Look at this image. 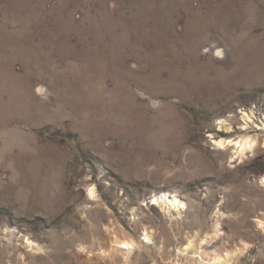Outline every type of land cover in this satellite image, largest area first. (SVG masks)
<instances>
[{
  "label": "rangeland",
  "instance_id": "obj_1",
  "mask_svg": "<svg viewBox=\"0 0 264 264\" xmlns=\"http://www.w3.org/2000/svg\"><path fill=\"white\" fill-rule=\"evenodd\" d=\"M263 126L264 0H0V264H264Z\"/></svg>",
  "mask_w": 264,
  "mask_h": 264
},
{
  "label": "bare ground",
  "instance_id": "obj_2",
  "mask_svg": "<svg viewBox=\"0 0 264 264\" xmlns=\"http://www.w3.org/2000/svg\"><path fill=\"white\" fill-rule=\"evenodd\" d=\"M245 119H248V118L245 117ZM263 128H264V126H263ZM215 145L219 149L226 148L225 141H223V140L217 141L215 143ZM235 145H238V144L236 143ZM255 145H256V141H252V139H250V138H243L240 141V145H239L240 148L237 150L238 157L239 156H242L246 152H249V151L254 150ZM235 148H237V147L235 146ZM88 192H89V195L90 196H94L95 195V191L92 188L89 189ZM165 199H166L165 196H161L160 198H158V200H160L161 202H162V200L165 201ZM167 204L168 205H171V207H175L176 208V202H175V200L168 201ZM167 211H168L169 218L172 219V217H173L172 214H171L172 212L169 209ZM143 230L145 232V229H143ZM218 232H219L218 231V225H216L214 227V230H213L212 234L210 235L209 239L207 240L206 238H203L204 239V243L205 244H210L214 240L218 239L220 237V234ZM144 239H146L147 241H150L151 240V233L149 231H146L145 232ZM112 240H113V238H112ZM113 243L116 244V245H118V246L127 247L129 250H132V251L141 249V243L138 242L136 240V238H134L132 235H128V234H125V233L123 235L116 236L114 238V240H113ZM187 243L188 244L186 246H184L182 249L178 250L179 255H181V256H187L190 252H192V253L194 252L195 254H197V258H199L201 260V264H229L230 261H231V257L228 254H225V255H223V254L222 255H214V256H212L210 258H207L208 255L204 251H201V252L200 251H194V250H192V248H193L192 242L189 241ZM175 264H178V263H175Z\"/></svg>",
  "mask_w": 264,
  "mask_h": 264
}]
</instances>
